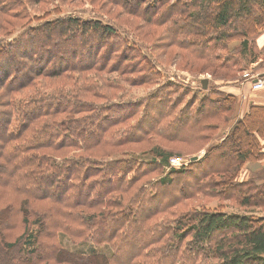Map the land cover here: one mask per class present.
<instances>
[{"label":"trees","instance_id":"trees-1","mask_svg":"<svg viewBox=\"0 0 264 264\" xmlns=\"http://www.w3.org/2000/svg\"><path fill=\"white\" fill-rule=\"evenodd\" d=\"M14 1L0 0V16L22 19L9 8L17 6ZM176 1L166 19L159 17V26L171 23L169 32L175 27L182 37L179 47L205 69L229 71L238 65L228 50L231 41L240 42L236 54L249 47L255 62L249 42L264 28V0ZM124 4L148 24L159 8L156 0ZM123 41L112 25L79 17L25 27L12 42L0 40V264H264V215L179 210L200 195L251 211L264 206V184L251 181V190L233 178L247 161L264 157V107L249 106L202 163L168 168L173 155L158 146L138 153L150 156L147 161L134 151L125 153L127 159L94 152L146 138L192 147L217 128L205 122L229 112L235 96L203 97L192 110L194 99L175 113L180 95L171 101L176 93L161 87L144 101L141 118L119 130L138 113L127 104L94 105L81 102L76 90L35 89L38 78L62 79L96 66L123 72L135 53L129 55ZM160 95L167 108L147 114ZM159 170V179L141 183ZM19 224L22 234L8 242ZM63 242L82 247L68 250ZM92 244L110 251L86 253Z\"/></svg>","mask_w":264,"mask_h":264},{"label":"rangeland","instance_id":"rangeland-1","mask_svg":"<svg viewBox=\"0 0 264 264\" xmlns=\"http://www.w3.org/2000/svg\"><path fill=\"white\" fill-rule=\"evenodd\" d=\"M156 1L158 2L159 8L154 11L152 20L148 24L139 13L134 14L128 10V6L124 4L125 0H15L14 2L17 6L9 8L12 9V13L16 18L22 19H16L15 21L0 16V40L3 43L12 42L25 27H33L44 22L51 23V21L53 22V20L58 18L79 17L85 20H100L105 24L112 25L124 39L123 44H128L130 47L129 55L135 52L125 62V65H128L126 70L124 69L122 72V70L119 71L112 66H107L106 68L96 66L92 70L66 74L65 78L62 79L38 78L35 89L46 92L47 94L76 90L81 102H92L94 105L105 106L116 104L121 106L122 104H127L129 105L128 109L134 108L138 113L131 120L124 121L117 128L119 130L131 126L141 118L145 108L144 101L148 99L149 95L156 93L161 87L167 88L172 93H176L172 94L171 101L177 95H180L181 103L175 108V113L196 99V103L194 101V107L192 108L193 110L199 105V101L203 97L213 101L216 96L217 98L219 97L217 95L218 93L222 94L220 96L232 95L228 94L227 91L235 87L240 88L241 85L245 86V83H242V75L244 72H254L264 66V50L258 52L254 47V42H249V44L255 62L250 59L249 47L244 48L243 52L236 54L240 42L231 41L228 43V50L229 52H234L232 62L239 61L238 65L232 69L230 68L229 71L205 69L202 66V61L194 60L188 52L179 47V44L182 42V37L180 33H177L175 27H173L172 32H169L171 23L167 24V26H159V24H162L159 19H166L170 14V6L176 4L177 1ZM127 4L130 7L132 6L130 3ZM141 7V10H145L143 4ZM11 23H15L16 26L10 27ZM164 31H167V33ZM37 41L39 40L37 39ZM36 50H39L38 45ZM247 51L249 52L247 53ZM244 53L246 54L244 55ZM220 54L225 56L226 52L221 51ZM32 58H34V55H32ZM64 59L68 61L74 60L69 59L68 55H65ZM113 60L116 62L117 56H114ZM32 62V59H26L28 65H31ZM201 79L208 80V84L204 90L200 88L199 81ZM83 90H88L91 94H86ZM237 97H232L233 101L229 112L223 113L224 110H222L217 118L205 122L206 124L212 122L217 125V128H214L213 131L206 134L207 139L204 142L194 143L192 147H187L180 143H169L159 138H146V141L144 140L145 142L132 143L107 150L99 149L94 152V156L100 157L108 155L107 153L110 151L113 152V155L110 157L105 156L104 159H127L129 154L125 153L134 151L136 155L140 156L139 158L141 160L147 161L151 159L150 156L140 155L138 153L146 152L151 147L158 146L161 149L170 151L173 156L183 158L187 163L198 161L202 163L201 160L204 159L208 149L221 144L225 135L231 131L241 105L240 99ZM159 99L160 101L156 108L148 110L147 114L153 110H156V113H160L167 108V104L162 100V95H160ZM135 104L136 106H134ZM220 105L222 106L221 109H226L228 106L224 102L220 103ZM152 118H146L145 122L152 120ZM203 128V125H201L199 134L204 132ZM236 151L234 148L231 153L236 154ZM143 161L141 163H144ZM148 168L149 166L145 169ZM193 169H190L191 174L195 175L196 172ZM241 170L233 178L239 183H245L247 189L252 190L251 183H249L251 181L255 185H259L260 183L264 184V175L256 177L249 173L244 174ZM161 174V170L152 173L151 176H147L141 183L157 180ZM226 181L227 178L225 177L222 180V186H226ZM196 199L198 200L187 201V205L180 207L179 210L184 211L193 207L217 208L219 210L223 208L229 213L253 214L256 212V215H264V206L251 211L250 209H240L236 207L234 201L225 202L222 198L200 195ZM19 220H21V216H19L18 222ZM22 231L23 227L19 224L17 229L13 231V235L7 241L13 242L22 234ZM64 247L68 250L79 251L82 245L71 244L69 242L67 246L64 244ZM109 251V248L106 246L92 244L88 245L85 252L108 253Z\"/></svg>","mask_w":264,"mask_h":264},{"label":"crops","instance_id":"crops-1","mask_svg":"<svg viewBox=\"0 0 264 264\" xmlns=\"http://www.w3.org/2000/svg\"><path fill=\"white\" fill-rule=\"evenodd\" d=\"M254 43V47L256 50H258V52L264 50V28L254 38ZM257 72L264 74V66L259 68ZM262 78L264 79V75L262 76ZM227 93L232 94L235 97L238 96L237 98L240 99L241 105L238 115L236 116L237 118L242 117L251 105L264 107V87L259 91H252L250 89V84L245 83V86L241 85L240 88H231V90L227 91ZM262 153H264V144L262 146ZM241 172H243L244 174L249 173L255 175L256 177H258L259 175H264V157L257 161H247L244 164Z\"/></svg>","mask_w":264,"mask_h":264},{"label":"built area","instance_id":"built-area-1","mask_svg":"<svg viewBox=\"0 0 264 264\" xmlns=\"http://www.w3.org/2000/svg\"><path fill=\"white\" fill-rule=\"evenodd\" d=\"M264 74H261L257 71L254 72H244L242 75V83H249L250 89L252 91H259L264 87V79L262 78ZM187 162L183 158L178 156H171L168 159V168L169 167H181L185 166Z\"/></svg>","mask_w":264,"mask_h":264},{"label":"water","instance_id":"water-1","mask_svg":"<svg viewBox=\"0 0 264 264\" xmlns=\"http://www.w3.org/2000/svg\"><path fill=\"white\" fill-rule=\"evenodd\" d=\"M199 83H200V88L204 90V89H206V86L208 84V80L207 79H201L199 81Z\"/></svg>","mask_w":264,"mask_h":264}]
</instances>
